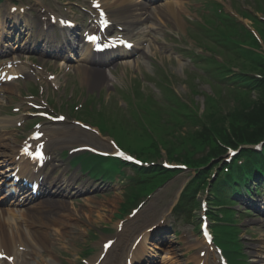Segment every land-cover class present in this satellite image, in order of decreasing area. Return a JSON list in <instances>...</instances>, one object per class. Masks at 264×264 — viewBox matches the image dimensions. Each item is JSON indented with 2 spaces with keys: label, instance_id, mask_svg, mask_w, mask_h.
<instances>
[{
  "label": "rangeland",
  "instance_id": "rangeland-1",
  "mask_svg": "<svg viewBox=\"0 0 264 264\" xmlns=\"http://www.w3.org/2000/svg\"><path fill=\"white\" fill-rule=\"evenodd\" d=\"M29 1L33 3L34 9L32 12L37 24V14L44 9L42 7H44L46 2L53 8L58 5H64L63 2L67 1L68 3L72 0ZM2 2L3 8L8 12L12 0H2ZM215 2L220 4L223 10L228 13H234L236 16H238V13L249 17L246 19L240 16V21L251 25L253 21L252 19L249 20L251 18L249 15H252L254 11H259L260 15H264V0H185L182 3V7L179 5L181 13L178 23L167 19L165 22L156 20L155 25L154 20L153 24L150 23L148 26H138L133 29L135 38L144 42L150 37L152 38L151 43L150 45L148 43L143 45L145 49L143 55L137 56L134 62L116 68L115 73L112 75L114 77L113 82L104 83L99 87L97 86L96 89H91V86L89 87V85L83 83L82 76L72 73V77L76 81V87L71 88L75 94H78L80 90L79 93H82L80 95L81 98L83 96H89L90 98L96 95L107 102L108 116L113 117L108 122L111 125H116V130L114 131L116 136L110 130H102L108 135L117 137L118 141L129 152L135 151L132 149L133 145H135L140 150L141 148L144 149L145 157L161 161L162 156L169 155L171 150L181 146L184 141L190 142V138L198 131H201L202 125L205 126V123L215 121L217 118L225 119L228 122L230 113L244 111L252 105V103L247 104V102L250 100L256 101L260 98L261 90L237 93L219 86L215 88L214 85L217 84V80L211 74H208L204 67L195 68L189 60L184 61L173 56L175 50L188 49L192 46L196 48L197 44H202L203 46L211 43L218 45V51L224 53V56L230 59V54H227L228 52L224 50L225 47L223 46L228 43L220 41L215 34L210 32L217 30L218 21L213 20L214 22H211L208 17L204 16L208 12H214L211 7ZM71 4L73 5V2ZM14 22L15 20L12 21V24ZM159 22L160 24H157ZM12 24L11 22L8 23L10 29ZM157 27L159 28L156 29ZM183 30H188L189 34L193 35V38L182 36ZM223 37L222 40L224 39ZM245 49L248 48L245 47ZM28 54L32 56L35 52H28ZM206 54L210 55L209 53ZM231 55L237 57L235 53ZM232 59L246 70H256L251 66L252 61L249 59ZM140 79L142 80V87L149 97L152 94L159 96V85L164 86L168 83V86H172L186 103L193 101L197 107V109H193L196 115L204 117L200 125H197L196 119L189 121L185 115L181 116L180 112L184 113L183 109L167 104H162L158 108L154 107L159 110L160 114L159 112L156 113V110H151L149 112H152L151 118L148 117L151 114L144 116V120L140 118L143 115H138L139 113L136 112L135 102L132 103L133 106L131 105L132 96L129 93ZM26 84L18 81L15 84L16 90L8 91L6 98L0 100V104H8L7 108L15 105L18 101V96L26 94ZM222 86L226 88L232 87ZM29 87L31 88L32 84H29ZM35 89H39L37 84ZM163 91L164 89L161 88L162 93ZM149 97H144L143 103H148ZM136 102L139 101L136 100ZM121 108H126V111ZM200 117L199 119H201ZM150 120H153L154 123H150ZM0 126H2L0 127V133L8 131L14 136L22 135V133L16 134L18 131L8 125ZM90 135L92 138L88 135H83V139H85L83 143L95 145L103 150H111L109 136L100 137L93 133ZM67 149L64 148L63 151ZM55 154L59 166L54 168L53 177L57 178L58 176L63 177V175L71 174L72 169L69 167L68 162L61 160V150ZM77 158L80 159L79 163L82 165L85 175L94 171L91 173L94 178L105 170H109L105 171L108 172V175L121 171L117 166L118 161L114 159H101L89 154H82ZM65 167L68 168V172L64 171ZM191 173V171L187 170L173 177L166 185L146 199L147 202L141 208L139 214L126 222L128 226L126 235L120 239V245L116 246L115 250L101 264H109L117 257L120 258V263L123 264L134 238L142 234L146 228L155 224H158V228L155 232L147 235L144 243V247L145 245L147 246L144 253V264H196L195 253L191 248L192 243L200 244L199 232L193 229L189 223L177 221L179 226L175 228L177 230L175 235L173 217L169 216L180 189L190 179ZM118 176L123 177L122 175ZM139 178V176L136 177V179ZM128 183V180H124L122 183L119 182L111 192L100 194L87 200L73 202L66 200L68 207L64 210L62 218H59L58 224H53L51 230H49L52 236L48 241L47 248H38L39 252L43 253L44 259L52 257L53 261L47 260L51 264H81V260L84 257L90 260L95 259L101 251L102 242L117 232L119 210L129 196L126 192ZM123 218L126 220L127 216L125 215ZM164 219H166V222L161 224L160 221ZM239 220H241L240 223L244 227L241 236L248 255L247 263L264 264V218L258 212L246 215L244 211H241ZM62 234L66 235L64 241L60 237ZM210 261L212 264H218L214 255L211 256ZM30 262L33 263V260Z\"/></svg>",
  "mask_w": 264,
  "mask_h": 264
},
{
  "label": "bare ground",
  "instance_id": "bare-ground-1",
  "mask_svg": "<svg viewBox=\"0 0 264 264\" xmlns=\"http://www.w3.org/2000/svg\"><path fill=\"white\" fill-rule=\"evenodd\" d=\"M115 1L113 4H106L104 6L105 9L111 8L114 10V13H117L116 20H120L123 24H126L127 29H131L134 25H143L148 23L149 21L152 22L155 16H158L162 20L165 18L178 20L180 17V11L178 10L177 4L174 3L173 0H165L164 5L155 6V10L150 14L147 13V7L143 4H140L142 0H113ZM151 15V16H150ZM144 16H146L144 18ZM21 20V19H19ZM39 32L41 37H45V40H50V35L48 34L47 29H51L50 25L45 26L44 22H40ZM46 29V30H45ZM38 33V32H37ZM90 47L87 45L86 54L82 56L81 62H78L76 65V71L83 74L85 83L91 85V89H95L97 86H100L104 82H109L111 77L108 75L103 74L101 72H96L94 69H90V60L94 59V55H92ZM50 49V48H49ZM0 50H3L0 48ZM52 50V49H50ZM96 68H103V66H99ZM10 87V86H9ZM79 131V130H78ZM67 133V132H66ZM49 136V135H47ZM7 140L13 141L14 139L7 137ZM5 148H9L13 154L12 162L14 164V170L20 169L18 175H29L30 177H34V173L27 171L30 169L29 161H24L19 159V152L21 145H14V146H6ZM78 146H87L86 144H81ZM4 153V152H3ZM1 153V155L3 154ZM18 157V160H17ZM5 160H1L0 164L5 165ZM6 173L5 170L0 171V176L4 177ZM0 177V187H3V183L5 178ZM69 182V181H68ZM68 182L66 184H68ZM49 185V186H48ZM48 189H56L58 192V197H54L51 195H43L41 199L38 200V204L32 205L33 207H40L39 212L31 211L30 208H27L15 220V228L12 229V233L8 232V225L5 221L0 218V248L4 249L7 252V249L11 250L12 252L15 250V247L23 246L24 248L31 249L33 254H37L36 247L42 246L44 248L47 247L48 241L51 238V233L49 231L50 227H52L53 223H57L56 219L61 216V213L64 211L65 202L64 199H61L60 196L61 188H56L54 184H48ZM66 188L68 187L65 186ZM32 195H28L25 197V200L29 199ZM31 206V208H33ZM46 209L48 212L46 213ZM29 209V210H28ZM21 213V211H20ZM53 213V214H52ZM48 214V215H47ZM57 216V217H56ZM47 219V221H46ZM55 225V224H54ZM44 227L48 230H45ZM61 240L64 241L66 235L62 234ZM140 249L138 248L137 253L138 256L140 254ZM39 259H42L41 254H37ZM138 258V257H137ZM43 260V259H42ZM41 262L43 263V261ZM117 262V261H115ZM118 263V262H117ZM26 264H29L28 262ZM113 264H116L113 262Z\"/></svg>",
  "mask_w": 264,
  "mask_h": 264
},
{
  "label": "trees",
  "instance_id": "trees-1",
  "mask_svg": "<svg viewBox=\"0 0 264 264\" xmlns=\"http://www.w3.org/2000/svg\"><path fill=\"white\" fill-rule=\"evenodd\" d=\"M261 57V54L252 56V58H254V62L252 63L253 68H255L256 71L261 72L260 74L262 75V78H258L254 81L257 88L262 91L260 93V98L256 101L250 102L252 105L249 106L248 109L240 112L237 111V113H230V120L228 122H226L225 119L217 118L215 121L210 122L211 124L205 123V126H202L201 131H198L190 138V142L184 141L181 146H178L169 152L172 157L180 153L181 149L188 147L202 149L206 143H211L213 145L211 156H219L224 152V149L220 146L219 141L221 140L226 144L234 146L235 143L257 142L264 137V57ZM243 75L248 76L245 74ZM241 80L243 84L248 82V80L243 78ZM201 121L202 118H197V124ZM252 153L254 152L250 151L248 152V155ZM209 159L210 158H206L204 161H201L200 164L195 162L194 165H201L204 167L208 165ZM234 168L237 180H240L242 172L244 174L245 171L238 167ZM185 197L190 198L192 196L186 195ZM185 206L186 203L182 205V208ZM213 206L216 207L217 204H214Z\"/></svg>",
  "mask_w": 264,
  "mask_h": 264
},
{
  "label": "snow or ice",
  "instance_id": "snow-or-ice-1",
  "mask_svg": "<svg viewBox=\"0 0 264 264\" xmlns=\"http://www.w3.org/2000/svg\"><path fill=\"white\" fill-rule=\"evenodd\" d=\"M96 7H99V5L97 4ZM97 39H98V37H95V36H90L89 37V40H91L93 42H95ZM118 154L123 155L122 153H118ZM128 159H131V157H128Z\"/></svg>",
  "mask_w": 264,
  "mask_h": 264
}]
</instances>
